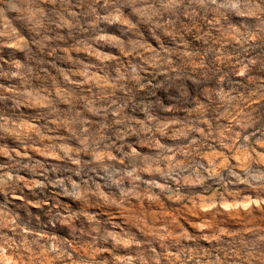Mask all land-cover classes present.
Listing matches in <instances>:
<instances>
[{"label":"clouds","instance_id":"clouds-1","mask_svg":"<svg viewBox=\"0 0 264 264\" xmlns=\"http://www.w3.org/2000/svg\"><path fill=\"white\" fill-rule=\"evenodd\" d=\"M5 54L0 264H264V0H0Z\"/></svg>","mask_w":264,"mask_h":264},{"label":"rangeland","instance_id":"rangeland-1","mask_svg":"<svg viewBox=\"0 0 264 264\" xmlns=\"http://www.w3.org/2000/svg\"><path fill=\"white\" fill-rule=\"evenodd\" d=\"M57 35L60 36V34H57ZM81 39H83V37H81ZM79 47H80L79 42H76L75 44L71 42L65 43L63 41V37L61 36L59 43L57 45H54L52 50L39 56V63L48 69V74L46 77L47 83H43V81H41L42 86L47 87L49 84H53L55 82L56 78L58 77V71H57L58 69H64V68L71 67L70 63H68V60H75L77 62H84V63H87L89 61V57L86 54L78 51ZM58 57H63L66 59L58 60L57 59ZM0 58H2L5 61L8 59L6 54ZM53 64H55L56 66L52 67ZM5 68H7V64H5ZM258 78L264 81V73H260ZM0 83H6V81L4 79H0ZM194 99H196V97H194ZM3 109H4V105L0 104V111H2ZM29 115H31L33 119H39V117L34 114L29 113ZM34 155H36L38 159L40 158L38 156V153H34ZM233 191H236V190H233ZM210 194L211 193H208V195ZM193 195L196 197H199L200 193H194ZM192 198H193L192 195L188 196L189 200H191ZM57 202H58V199L55 196H53L52 200L49 201V203L52 204L53 208L56 207ZM29 207L31 208L30 205ZM64 207L65 208L69 207L68 201H64ZM72 207L76 209L79 207V205L73 204ZM31 211L38 216L46 217L50 209L46 205L43 211L39 209H35V208H31ZM103 214L105 218H108V219L114 218L116 223L127 225L131 222V218L127 211L104 209ZM148 214L153 217H155L156 214H159L160 217L178 216L180 214V210L178 208H173L169 205H166L163 201H160L158 202L157 207L148 209ZM189 215H191V213H189ZM185 222L189 225L192 223V221L187 219V217H185ZM223 222L224 221L222 220L221 223ZM233 223L237 225L243 224V225H247L253 228H264V213L249 216L245 218L243 221L236 220V221H233ZM133 230L135 231L136 229L133 228ZM78 251H86L85 245L81 244ZM121 254L122 253L120 252H109L105 254L104 259L110 258L113 262H115L116 257Z\"/></svg>","mask_w":264,"mask_h":264}]
</instances>
